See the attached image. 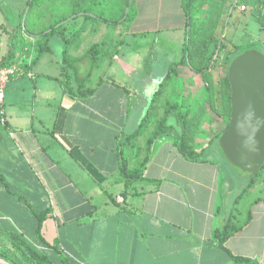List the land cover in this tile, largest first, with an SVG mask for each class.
<instances>
[{
  "label": "crops",
  "instance_id": "obj_1",
  "mask_svg": "<svg viewBox=\"0 0 264 264\" xmlns=\"http://www.w3.org/2000/svg\"><path fill=\"white\" fill-rule=\"evenodd\" d=\"M180 1L133 0L127 23L105 30L84 22L74 28L64 25L59 33L64 41L59 71H43L40 54L32 47L27 59L22 51L16 56L30 76L24 73L5 86L0 244L9 248L10 236H17L32 249L44 250L54 264H61V258L70 264H264V197L252 196L264 188L244 186L220 156L188 162L173 139L163 137L152 148L144 178L127 192L119 181L117 145L135 132L152 96L140 85V77L125 72L133 63L129 55L151 37L158 44L162 75L181 60L186 19ZM102 32L108 38L107 50L90 70L86 52L99 44ZM31 36L35 42L40 35ZM227 60L219 53L200 73L185 64L178 66L165 90L164 97L170 99L187 91L191 102L183 110L189 115L203 109L193 141L196 153H205L225 129L221 81ZM61 64L67 66L65 78L76 80L73 93L63 89ZM81 71L85 73L78 77ZM24 78L35 83L30 86ZM34 79L49 82V87ZM79 86L82 92H93L77 97ZM143 140L139 137L134 148L124 149L129 169L142 159L136 149ZM221 171L226 178L221 179ZM107 183L115 194L107 191ZM41 213L45 218L40 235L55 249L37 237ZM229 217L242 228L223 249L212 233ZM231 256L251 263L236 262Z\"/></svg>",
  "mask_w": 264,
  "mask_h": 264
},
{
  "label": "rangeland",
  "instance_id": "obj_2",
  "mask_svg": "<svg viewBox=\"0 0 264 264\" xmlns=\"http://www.w3.org/2000/svg\"><path fill=\"white\" fill-rule=\"evenodd\" d=\"M222 1L219 22L213 34L216 46L213 45L208 53L209 56L211 55L210 57L213 56L212 63L215 62L219 53H221V55H226L227 59H230L240 51L248 49H255L264 55V30L257 21V13L252 10L251 5L254 0H238L237 4H235L236 0ZM242 2H247V4L245 3L247 9L241 11L239 10V5ZM130 5H133V0H0V60L2 57L12 53V57L8 61V64L15 63L17 62L16 60H18L16 56L21 51L20 55H23L25 59H27L32 53L31 47L34 42L30 39L32 37L31 35L38 36L39 34L41 36L47 28H50L54 32L48 43L52 52L43 51L40 53V67L43 71H59L58 63L61 61V51L64 46V41L60 38L59 33L64 25L71 24V27L74 28L73 26H75L76 23L84 22L86 25H97L99 29L102 28V30H105L107 28L106 26L114 27L121 23H127L132 12V7L129 10ZM86 16L87 18L85 19L84 17ZM190 16L191 22L193 23L204 19L206 17L205 6L200 7L198 10H193ZM104 36L102 32L99 44L93 45L97 48V53L102 54V56L105 55L107 50L106 42L108 38ZM32 38L35 40L36 37ZM115 38L117 41L118 37ZM159 42L162 43L161 41ZM157 46L158 44H156L154 38L151 39V37L140 42L137 51L129 55V59L133 62L130 64L132 69L131 67H127L125 70V72L131 70V78L140 77V85L148 91L150 90L151 95L158 89L160 82L167 74L166 72L165 76L162 75L159 54L156 52ZM16 64H20V62ZM72 65L73 64H71V66ZM61 66L64 70L67 69L65 64H61ZM85 71H81L80 74L78 73V77L84 75ZM140 72V75L137 74ZM152 76L161 78L155 80ZM23 80L24 83L30 86L35 83L30 82L27 78ZM34 80L42 81L43 83H41V86L43 87L45 85L49 87V82L46 83L43 79ZM75 81L76 80L73 78L70 82L68 81V85L74 87ZM54 86L56 87V85ZM133 87L135 86L133 85ZM129 91L131 92L132 90ZM58 94L61 96L60 93ZM167 99L169 100L170 96H167L166 100ZM171 100L182 105L181 112L190 113L189 110H183L185 104L188 101L191 102V98L187 91L181 90L180 93L171 98L170 101ZM163 109V100H159L154 107V119L162 116ZM154 124L155 121H152L149 130L153 129ZM166 124L171 127L167 137L177 140L180 134V128L173 115L167 118ZM133 130H135V127ZM120 140H122V138ZM140 144H142V142ZM215 155L222 158L223 165L230 168V170H234L235 174L241 178L240 181L242 180L244 186L252 189H255L256 186H259L260 189L264 188V167L254 174L243 173L238 169H233L224 158L218 146V139H215L209 149L200 157L201 159H206L208 156L210 160H213L211 157ZM224 175L225 173L221 171V179H224ZM249 181H251V184H248ZM105 187L109 193L115 194L113 188L109 186V183L105 184ZM252 196L264 197V192L255 191ZM241 219L242 216H237L238 221H241ZM14 241V244L12 243L9 248H6L1 241L0 255L10 264H30L26 248L21 245L19 241ZM37 251L40 254H44V250ZM32 264L41 263L36 261V263Z\"/></svg>",
  "mask_w": 264,
  "mask_h": 264
},
{
  "label": "trees",
  "instance_id": "obj_3",
  "mask_svg": "<svg viewBox=\"0 0 264 264\" xmlns=\"http://www.w3.org/2000/svg\"><path fill=\"white\" fill-rule=\"evenodd\" d=\"M222 0H181V8L185 14V30H184V43L181 48L182 57L178 63H173L169 66L168 72L161 84L159 85L158 89L154 92L151 96L149 101L148 108L139 121L137 129L135 132L126 136L122 140L119 141L117 145V156L119 159V181L122 183L123 188L127 192L128 190L133 189V184L144 178L145 169L147 163L150 159L152 148L154 145L163 137H167L169 135V131L171 129L170 126L166 124L167 118L170 115H173L179 128L180 134L178 139H173V145L175 146L177 152L188 162H200L203 161L201 159L202 152L196 153L193 149V141L194 135L196 134L199 122L203 115V109L199 107L197 111L193 112L189 115L188 112H181V106L177 104H172L170 100H166L164 97V93L166 88L168 87L169 83L173 79V76L176 75L175 70L178 66L183 64L187 65L191 71L200 73L203 72L207 67L212 63V57L208 55L210 48L214 45L216 46V42L214 41L213 34L214 30L217 27L219 22L220 16V6L222 4ZM205 6V13L206 17L201 19L200 21L193 23L191 22V12L193 10H198L200 7ZM133 7L132 5L129 6L130 8ZM257 21L260 23L261 26L264 25L262 19L258 16ZM53 30L50 28L46 29L41 36L32 44V50L39 55L43 51H50L49 48V39L53 35ZM237 49V48H236ZM96 47H91L87 52L86 56L91 60L90 63V70L96 66V63L99 59L103 56L102 54L97 53ZM249 50V49H248ZM246 51V50H245ZM244 51H240L236 53L233 57L227 60L224 76L222 77L221 81V99H222V119L225 122V128L228 125L229 117H230V87L227 80V68L230 62L239 54L243 53ZM102 56V57H101ZM12 57V53H9L5 57H2L0 60V66L9 65L8 61ZM11 64V63H10ZM23 66L22 62L19 64ZM26 65L23 66V68ZM63 73H61V82L64 91L67 93H73L75 91L74 87L69 86L68 81L70 80L65 78L67 76L66 70L62 68ZM89 70V71H90ZM88 75V74H87ZM78 87V86H77ZM81 86H79L80 92L77 94V97H84L93 92V90L89 91H81ZM75 93V92H74ZM159 100H163V113L160 118L154 119V107L157 105ZM152 121H155L154 127L152 130H149ZM222 132L216 135V140L219 138ZM143 137V145L141 148L136 149V154L142 155V159L137 164H134L132 168L129 169L127 166V161L125 160L124 149L127 148H134L135 141L137 138ZM133 151V150H132ZM264 167V165H263ZM262 167V168H263ZM261 168V169H262ZM260 169V170H261ZM45 218V213H41L37 216V228L36 233L39 239V242L44 246L47 244L43 241V238L40 235V228L43 219ZM242 226L235 225L232 221V217H229L227 222L218 229H215L212 233V239L219 247L225 249L224 243L225 241L236 231H238ZM12 243L14 244V240L20 242L26 250L28 251L29 255V262L30 264L38 263L41 264H54L51 262L45 254H40L37 250L32 249L29 245H27L23 240L19 239L17 236H10ZM49 248L55 249L53 246H47ZM2 259V255H0ZM232 259L236 262H244V263H251V261L247 258H242L240 256H231ZM6 260V259H4ZM61 264H70L67 259L61 258Z\"/></svg>",
  "mask_w": 264,
  "mask_h": 264
},
{
  "label": "water",
  "instance_id": "obj_4",
  "mask_svg": "<svg viewBox=\"0 0 264 264\" xmlns=\"http://www.w3.org/2000/svg\"><path fill=\"white\" fill-rule=\"evenodd\" d=\"M230 117L218 146L234 168L254 174L264 165V55L249 49L228 65ZM0 264H10L0 257Z\"/></svg>",
  "mask_w": 264,
  "mask_h": 264
},
{
  "label": "built area",
  "instance_id": "obj_5",
  "mask_svg": "<svg viewBox=\"0 0 264 264\" xmlns=\"http://www.w3.org/2000/svg\"><path fill=\"white\" fill-rule=\"evenodd\" d=\"M238 0L235 1V4H237ZM247 2H242L239 5V10H246ZM252 10L257 13V15L262 19L264 22V0H254L253 4L251 5ZM262 29L264 30V25L262 26ZM24 72L23 69L19 64L11 63L6 66H0V127L6 126V115H5V109H4V95H5V86L9 80L12 78L18 77L23 75ZM28 76L29 73H27Z\"/></svg>",
  "mask_w": 264,
  "mask_h": 264
}]
</instances>
